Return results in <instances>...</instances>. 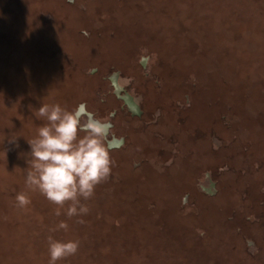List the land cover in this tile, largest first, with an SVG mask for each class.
Instances as JSON below:
<instances>
[{
  "label": "rangeland",
  "instance_id": "obj_1",
  "mask_svg": "<svg viewBox=\"0 0 264 264\" xmlns=\"http://www.w3.org/2000/svg\"><path fill=\"white\" fill-rule=\"evenodd\" d=\"M82 102L125 143L69 218L27 141ZM49 236L80 241L57 264H264V0H0V264Z\"/></svg>",
  "mask_w": 264,
  "mask_h": 264
},
{
  "label": "clouds",
  "instance_id": "obj_2",
  "mask_svg": "<svg viewBox=\"0 0 264 264\" xmlns=\"http://www.w3.org/2000/svg\"><path fill=\"white\" fill-rule=\"evenodd\" d=\"M36 115L47 123L39 127L37 135L27 141L30 145L26 186L38 190L56 206V215L66 209V215H86L88 207L81 203L91 199L96 187L111 175L114 165L111 153L123 147V137H117L110 118L99 117L82 102L72 109L56 104H43ZM17 137H10L14 144ZM18 205L31 201L26 192L16 196ZM82 222V221H80ZM61 221L52 231L67 230ZM80 241L57 240L48 237L49 264L76 255Z\"/></svg>",
  "mask_w": 264,
  "mask_h": 264
}]
</instances>
